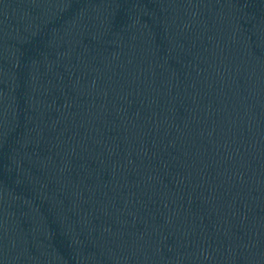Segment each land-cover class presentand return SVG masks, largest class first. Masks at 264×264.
I'll return each instance as SVG.
<instances>
[{
	"label": "water",
	"instance_id": "obj_1",
	"mask_svg": "<svg viewBox=\"0 0 264 264\" xmlns=\"http://www.w3.org/2000/svg\"><path fill=\"white\" fill-rule=\"evenodd\" d=\"M0 264H264V0H0Z\"/></svg>",
	"mask_w": 264,
	"mask_h": 264
}]
</instances>
